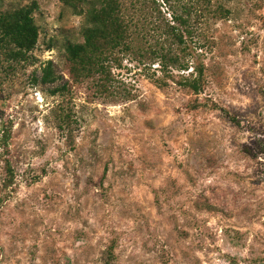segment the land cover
I'll list each match as a JSON object with an SVG mask.
<instances>
[{"label": "rangeland", "instance_id": "374dc122", "mask_svg": "<svg viewBox=\"0 0 264 264\" xmlns=\"http://www.w3.org/2000/svg\"><path fill=\"white\" fill-rule=\"evenodd\" d=\"M32 1L34 47L0 56V264H264V0H119L132 51L102 81L67 73L81 15L0 11ZM160 46L186 68L162 75Z\"/></svg>", "mask_w": 264, "mask_h": 264}, {"label": "trees", "instance_id": "16d2710c", "mask_svg": "<svg viewBox=\"0 0 264 264\" xmlns=\"http://www.w3.org/2000/svg\"><path fill=\"white\" fill-rule=\"evenodd\" d=\"M61 4L75 14L82 16L80 34L81 42H67L64 46V57L67 73L72 80L78 81L97 76V80H106L110 76L108 63L116 61L118 53L132 51L128 25L121 15L119 0H59ZM35 1L27 5L0 11V56L8 62L25 60L38 37V28L33 19ZM219 10H222L220 8ZM181 24L186 20L179 17ZM186 33L189 32L185 28ZM167 33L172 43L181 53L187 47L179 27L170 25ZM159 61L162 75L170 77L169 68H186L184 60L176 52L160 46L151 50ZM194 74L177 80L179 86L198 93L202 87L203 65L196 62ZM52 64L47 61L41 68L38 80L41 83L53 82L57 79ZM152 81L161 86L166 84L162 78L154 76ZM63 88V85L61 86ZM58 91L57 88L53 92ZM66 115L62 116V120ZM106 260L103 264H108Z\"/></svg>", "mask_w": 264, "mask_h": 264}]
</instances>
